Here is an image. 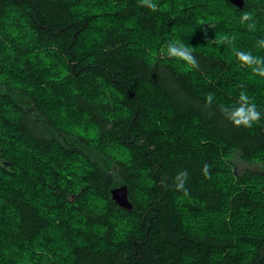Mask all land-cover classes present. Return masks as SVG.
<instances>
[{
	"label": "trees",
	"instance_id": "1",
	"mask_svg": "<svg viewBox=\"0 0 264 264\" xmlns=\"http://www.w3.org/2000/svg\"><path fill=\"white\" fill-rule=\"evenodd\" d=\"M153 2L0 0V264H264V77L232 51L264 58V0ZM242 90L250 128L220 110Z\"/></svg>",
	"mask_w": 264,
	"mask_h": 264
},
{
	"label": "clouds",
	"instance_id": "2",
	"mask_svg": "<svg viewBox=\"0 0 264 264\" xmlns=\"http://www.w3.org/2000/svg\"><path fill=\"white\" fill-rule=\"evenodd\" d=\"M139 7H146L152 12L158 10V5L153 2V0H139ZM240 23L247 26L249 31H255L256 25L253 19V15L250 12L244 11L240 17ZM236 39L235 35L228 36L223 35L218 39L214 38V42L217 44H228L232 45ZM257 47L264 48V39L257 41ZM163 53L171 59H176L185 62L192 68H198L199 62L193 55L191 49L185 45L180 40H170L167 42L165 49L162 50ZM238 61L241 62L243 66L251 68L253 74L264 77V58L252 55L251 52H244L236 48H232ZM215 97L212 93H209L204 98L205 106H211ZM238 106L225 107L221 106L220 110L225 115V117L235 126L250 128L254 123L260 121L261 112L257 109V106L253 99H251L245 91H241L239 98L236 102ZM210 165L205 163L201 169V173L205 178H210ZM189 179V173L186 169H182L177 172L173 177V186L176 191H182L185 195H188L187 191V181Z\"/></svg>",
	"mask_w": 264,
	"mask_h": 264
},
{
	"label": "water",
	"instance_id": "3",
	"mask_svg": "<svg viewBox=\"0 0 264 264\" xmlns=\"http://www.w3.org/2000/svg\"><path fill=\"white\" fill-rule=\"evenodd\" d=\"M228 1L238 8H244L246 5L245 0H228ZM110 193L113 201L118 206L129 211L134 209V205L129 198V188L126 184L112 188L110 190ZM263 250H264V246H263Z\"/></svg>",
	"mask_w": 264,
	"mask_h": 264
},
{
	"label": "rangeland",
	"instance_id": "4",
	"mask_svg": "<svg viewBox=\"0 0 264 264\" xmlns=\"http://www.w3.org/2000/svg\"><path fill=\"white\" fill-rule=\"evenodd\" d=\"M234 170L237 174H241L247 170L258 172L261 170V165L256 163H247L239 157L234 158Z\"/></svg>",
	"mask_w": 264,
	"mask_h": 264
}]
</instances>
